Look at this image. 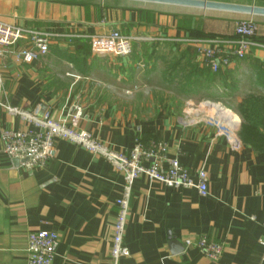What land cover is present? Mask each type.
<instances>
[{
  "label": "crops",
  "instance_id": "obj_1",
  "mask_svg": "<svg viewBox=\"0 0 264 264\" xmlns=\"http://www.w3.org/2000/svg\"><path fill=\"white\" fill-rule=\"evenodd\" d=\"M208 1L264 7V0ZM245 19L255 22V39L264 45V15L138 0H0V22L53 34L48 53L32 63L2 51V102L68 123L78 107L76 128L116 152L160 141L194 179L205 168L204 196L145 176L135 180L124 233L129 255L118 264H264V47L206 79L195 49L196 39L233 38ZM113 30L130 37L131 54L92 53L90 37ZM140 66L172 82L168 93L182 83L184 97L150 99L140 112ZM182 76L191 79L187 85ZM200 99L232 111L237 150L204 121L187 122L182 109ZM28 126L0 107V135ZM13 161L0 141V264H26L27 236L37 229L58 236L52 264H112L121 174L64 139L54 140L42 167L26 170ZM199 236L222 244L218 260L185 246Z\"/></svg>",
  "mask_w": 264,
  "mask_h": 264
},
{
  "label": "built area",
  "instance_id": "obj_2",
  "mask_svg": "<svg viewBox=\"0 0 264 264\" xmlns=\"http://www.w3.org/2000/svg\"><path fill=\"white\" fill-rule=\"evenodd\" d=\"M257 26L251 19L239 20L234 26L233 38L205 37L195 40L197 55L202 64L212 73H218L228 67L234 59L242 60L254 47H264L255 39ZM53 34L41 29H27L0 22V55L2 51L12 49L18 61L32 63L44 57L49 50ZM90 51L94 54H109L114 57H126L132 52L129 36L118 30L105 35L90 37ZM2 78L0 75V107L28 123V128L20 130H3L0 135L2 152L9 160H17L18 165L26 170L42 167L50 159L54 150V140L64 139L81 146L93 156L107 160L121 174L122 188L115 200L117 213L113 223V236L110 248L112 264L129 255L124 243V233L129 214V203L134 182L140 176L157 181L172 188H194L199 195H206L207 175L202 166L196 172L195 179L191 172L175 158L166 156V145L154 142L144 146L136 142L127 154L116 152L95 139L89 132L77 129L80 109L66 120H55L48 112L39 115L36 112L11 106L2 102ZM215 105L226 109L218 102L203 100L196 105L187 103L184 115L187 122L201 120L216 130V135L224 136L232 150L240 147L235 136L238 121L231 124L220 120L212 114ZM228 110V109H227ZM264 246V240L259 241ZM185 246H195L206 258L216 261L222 254V244L209 241L199 236L194 241L186 239ZM58 236L54 231L37 229L27 236L26 264H52Z\"/></svg>",
  "mask_w": 264,
  "mask_h": 264
},
{
  "label": "rangeland",
  "instance_id": "obj_3",
  "mask_svg": "<svg viewBox=\"0 0 264 264\" xmlns=\"http://www.w3.org/2000/svg\"><path fill=\"white\" fill-rule=\"evenodd\" d=\"M138 71L140 72V78L138 80V86H139V88H141V90L137 94H134V97L136 95L135 98H137V100H139L140 110L139 109L138 110L140 112H145L144 111L145 106H143L142 103H146L150 99H154L155 101L163 102V101H167V100H175V99H178L179 97L180 98L184 97V94H182V91H181V90H183L181 88H184L182 83L180 86H177L175 88L173 87L174 88L173 93H171V92L168 93V90L170 89V87L172 89V86H173L172 82L166 84V82H168V81L163 76L161 78H158L159 76L158 77L155 76V78H153L154 75L149 74L148 71H146L141 66L139 67ZM190 80L191 79L188 76L186 77V79H185V77L183 78V76L180 78V82H184L185 85H187V83H189ZM150 81H152L151 84H150ZM202 89H204V84H203ZM210 93L211 92H208L207 90L202 91V95L204 97L210 96ZM201 99H203V98H201ZM201 99H200V101L199 100L198 101L193 100L191 102L193 105H196L197 103L202 101ZM183 105H185V103H183ZM184 108L182 109L183 113H184ZM211 110L213 111L211 113L214 114V110L212 108H211ZM233 111L237 112L236 110H233ZM221 112H223L224 114H229L232 111H227V110L223 111L222 110Z\"/></svg>",
  "mask_w": 264,
  "mask_h": 264
},
{
  "label": "water",
  "instance_id": "obj_4",
  "mask_svg": "<svg viewBox=\"0 0 264 264\" xmlns=\"http://www.w3.org/2000/svg\"><path fill=\"white\" fill-rule=\"evenodd\" d=\"M148 1L156 3H165L180 6H189L208 10H219L228 12L244 13L249 15H264V7H256L251 5H238L231 3L215 2L208 0H138ZM15 165L18 164L17 160H14Z\"/></svg>",
  "mask_w": 264,
  "mask_h": 264
},
{
  "label": "bare ground",
  "instance_id": "obj_5",
  "mask_svg": "<svg viewBox=\"0 0 264 264\" xmlns=\"http://www.w3.org/2000/svg\"><path fill=\"white\" fill-rule=\"evenodd\" d=\"M212 109L214 110V114H216L217 118L223 121L226 120L225 122H228L231 124V121H232L231 117L221 112L222 108L220 106L215 105L212 107Z\"/></svg>",
  "mask_w": 264,
  "mask_h": 264
},
{
  "label": "trees",
  "instance_id": "obj_6",
  "mask_svg": "<svg viewBox=\"0 0 264 264\" xmlns=\"http://www.w3.org/2000/svg\"><path fill=\"white\" fill-rule=\"evenodd\" d=\"M202 72H203V76L204 78H212V76H216L218 73H212L209 68L205 67L203 64H202ZM261 112L263 113L264 115V106L261 107ZM261 127L264 129V117H263V121H261Z\"/></svg>",
  "mask_w": 264,
  "mask_h": 264
}]
</instances>
